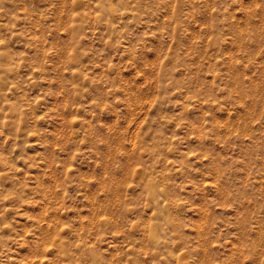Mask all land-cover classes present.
Wrapping results in <instances>:
<instances>
[{"label": "rangeland", "instance_id": "374dc122", "mask_svg": "<svg viewBox=\"0 0 264 264\" xmlns=\"http://www.w3.org/2000/svg\"><path fill=\"white\" fill-rule=\"evenodd\" d=\"M0 264H264V0H0Z\"/></svg>", "mask_w": 264, "mask_h": 264}]
</instances>
